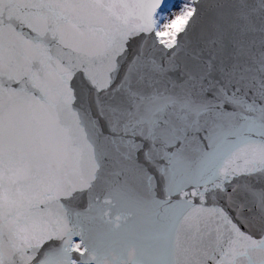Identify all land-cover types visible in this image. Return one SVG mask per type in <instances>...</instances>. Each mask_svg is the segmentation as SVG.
Listing matches in <instances>:
<instances>
[{
  "label": "snow or ice",
  "instance_id": "snow-or-ice-1",
  "mask_svg": "<svg viewBox=\"0 0 264 264\" xmlns=\"http://www.w3.org/2000/svg\"><path fill=\"white\" fill-rule=\"evenodd\" d=\"M0 264H264V0H0Z\"/></svg>",
  "mask_w": 264,
  "mask_h": 264
}]
</instances>
